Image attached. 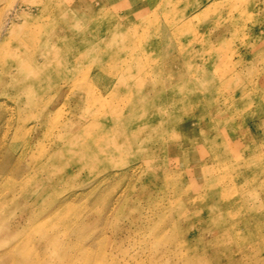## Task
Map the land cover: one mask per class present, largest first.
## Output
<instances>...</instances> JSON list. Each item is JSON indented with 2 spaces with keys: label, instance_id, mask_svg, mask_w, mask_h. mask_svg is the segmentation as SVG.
I'll list each match as a JSON object with an SVG mask.
<instances>
[{
  "label": "rangeland",
  "instance_id": "1",
  "mask_svg": "<svg viewBox=\"0 0 264 264\" xmlns=\"http://www.w3.org/2000/svg\"><path fill=\"white\" fill-rule=\"evenodd\" d=\"M75 26L116 56L48 81ZM85 119L161 130L82 170ZM0 264H264V0H0Z\"/></svg>",
  "mask_w": 264,
  "mask_h": 264
},
{
  "label": "bare ground",
  "instance_id": "2",
  "mask_svg": "<svg viewBox=\"0 0 264 264\" xmlns=\"http://www.w3.org/2000/svg\"><path fill=\"white\" fill-rule=\"evenodd\" d=\"M143 2V1H142ZM158 2V1H157ZM145 7V6H144ZM203 7V6H202ZM198 8V7H197ZM200 8V7H199ZM208 8V7H207ZM156 9V8H155ZM205 9V7L203 8ZM202 9V10H203ZM141 11V10H140ZM94 17V16H93ZM93 17L89 18V19H94ZM28 19V18H27ZM80 19V18H79ZM28 21V20H27ZM135 25V24H134ZM130 26V25H129ZM163 27V26H162ZM83 26H75L74 27V31L78 32L80 36L79 38V41L81 42L82 45L79 46V42L78 43H72L70 40H67L69 39V37L67 39L65 38H62L61 36L58 37L57 35H55L51 40V42H46L47 43V46H46V49L44 48V50L41 52V54L43 55V62L40 64V66H38V71H42L44 70V68L46 67H49V66H54V68H57V70H55L54 68L51 70V71H56L54 73L53 76H49L47 77L50 81L52 79H56V78H65L67 79V77H71V72L68 71V67H72V66H75L77 68L79 67H83L84 66V63L86 61L89 60V58L93 55H99V58H103L105 55H114L113 53H109L108 52V48L109 46L112 45V41L115 40L116 38V33L113 32L110 36V39L107 40L108 42H100L98 43L95 47L92 49V52L91 51H87L85 49V35L87 34L83 29ZM181 28V27H180ZM71 29L73 30V26L71 27ZM137 29V28H136ZM164 29V28H163ZM164 31V30H163ZM170 32V31H169ZM168 32V33H169ZM226 33V32H225ZM166 34V32L164 33ZM170 34V33H169ZM168 36V35H167ZM170 36V35H169ZM76 37V35H75ZM173 37V36H172ZM222 37V36H221ZM220 37V38H221ZM155 38V37H154ZM169 38V37H168ZM211 38V37H210ZM223 38V37H222ZM74 39V38H73ZM212 39V38H211ZM164 40V39H163ZM162 40V41H163ZM171 42V41H170ZM213 42V41H212ZM165 44V43H164ZM167 44V43H166ZM45 45V44H44ZM170 45V44H169ZM173 46V45H172ZM170 45V47H172ZM2 47V46H1ZM78 47V48H77ZM152 47V45H151ZM174 47V46H173ZM102 48V49H101ZM97 49H99V53L97 54L96 51ZM104 49V50H103ZM102 50V51H100ZM93 54V55H92ZM164 54V53H163ZM169 55V54H168ZM175 55V54H173ZM116 56V55H114ZM164 56V55H163ZM177 57V56H176ZM163 58V57H162ZM118 59V58H117ZM171 60V59H170ZM174 60V58L172 59ZM114 62V60H111ZM129 60H122V62H120V67L122 68V71L124 73H129L130 70L132 69V67L128 66L127 62ZM162 62V61H161ZM177 62V61H176ZM61 63H64L63 65H60ZM17 68L18 70H20L21 73H23V79H21L22 81H24V79H27V74H31L29 71V68L25 65L24 62H19V64H17ZM119 65V63L117 64V66ZM113 66V65H112ZM19 67V68H18ZM61 67V68H60ZM64 68V70L66 72H63L61 69ZM17 70V71H18ZM60 70V71H58ZM104 70V69H103ZM102 70V71H103ZM121 70V69H120ZM37 71V69H36ZM62 71V72H61ZM68 71V72H67ZM40 73V72H39ZM104 74V73H102ZM81 78H83L84 80H86V77L85 76H81ZM80 78V79H81ZM46 79V78H44ZM39 80V79H38ZM75 82L72 84V90L76 89L75 86H81L80 84L78 85L77 83L79 82L76 77L73 79ZM118 82V84H122V82L124 83L125 81L122 80V79H119L116 80ZM139 83L138 81L135 82V84ZM152 83L154 84V80L153 79H150V81H148V85H152ZM45 100V99H44ZM83 101V100H81ZM80 103V102H79ZM108 111L109 112H113V113H117V114H121L122 113V109L119 108L118 106L117 107H112V108H108ZM49 111H46V113H48ZM51 114V112H50ZM44 115V114H43ZM42 115V116H43ZM47 115V114H46ZM96 114H93L91 115L92 117H94ZM50 117V116H49ZM44 118V117H43ZM132 119L131 121L132 122H137L139 121V119L135 118V117H132L130 118ZM164 119V118H163ZM83 121V120H82ZM81 121L82 124H79V121H74L72 122V120H69L68 122V125L66 126V134L68 135V140L67 142H69L70 144V148H66L65 152L66 153H78V151H80V155L83 156V161H79L78 158H76L75 156L73 157L74 159H72V161L75 163H77V166L79 168H81L82 170L87 168L88 164H93V163H99L101 161H103L106 156L110 155V150H113L114 152H123V148L122 146H132V147H138V145H145L147 144L148 142H151V136L152 135H147V133H155L159 130H161V125L159 123H157L158 125H152L151 122L149 121L147 123V125H141L139 123H137L138 127L136 126V128H132L129 130V132H121L122 135H125L126 138L125 141H124V144L121 143V141L117 142L116 144L114 145H107L105 144V142H103L105 136L107 135L106 131H107V127L106 125H108V121L105 123V125H103L104 129L103 132L104 133H100L98 134L97 137L93 138V139H90L88 137H91V135H85V133H87L88 131H97L99 129L97 128H94L92 125L90 126L88 124V120L85 119V123H83ZM87 121V123H86ZM169 121V120H168ZM81 125V126H79ZM152 125V126H150ZM58 126V125H57ZM80 128L79 130H81L79 133H77V129ZM148 131V132H147ZM144 133L145 136H142V137H139L138 138V135H140V133ZM71 134H73L72 136H70ZM122 135H120L119 137H122ZM102 137V138H99ZM118 137V138H119ZM117 138V139H118ZM80 145V148H78V150L74 151V150H71V148L74 146V145ZM69 147V146H68ZM71 154V156H72ZM137 154V153H136ZM104 158H102L101 156H104ZM106 160V159H105ZM91 169V168H90ZM95 174V173H94ZM115 176V175H114ZM221 197V196H219ZM214 199H218V195H214L213 196ZM220 201V200H219ZM69 208V207H68Z\"/></svg>",
  "mask_w": 264,
  "mask_h": 264
}]
</instances>
